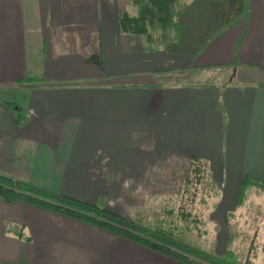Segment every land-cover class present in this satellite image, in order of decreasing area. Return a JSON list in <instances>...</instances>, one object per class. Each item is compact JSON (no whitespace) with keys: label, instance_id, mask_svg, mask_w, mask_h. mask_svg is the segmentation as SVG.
I'll return each mask as SVG.
<instances>
[{"label":"crops","instance_id":"crops-1","mask_svg":"<svg viewBox=\"0 0 264 264\" xmlns=\"http://www.w3.org/2000/svg\"><path fill=\"white\" fill-rule=\"evenodd\" d=\"M186 2L168 38L203 40L195 53L122 31L129 0H0V174L161 231L192 155L235 195L244 176L264 184V0L221 27L214 0ZM210 69L217 84L201 83ZM0 264L184 263L0 196Z\"/></svg>","mask_w":264,"mask_h":264},{"label":"trees","instance_id":"trees-1","mask_svg":"<svg viewBox=\"0 0 264 264\" xmlns=\"http://www.w3.org/2000/svg\"><path fill=\"white\" fill-rule=\"evenodd\" d=\"M129 1L136 8V13L131 15L126 10L118 13L122 31L145 34L147 49H164L174 53H195L197 51L199 43L203 40H169L168 38L174 34L172 33L174 27L179 25L176 21L175 12L177 6L182 3L187 5L186 0ZM195 1L208 2L211 0ZM212 6L211 20H216L218 27H221L244 11L246 0H214ZM193 42H198V44ZM17 115L20 121L24 120V117L20 116L19 113ZM204 164H206L205 160L200 156L192 155L189 158L183 180L182 196L190 192L192 197H195L196 186L201 185L203 187L202 183L206 178L210 179L209 171ZM249 185L264 189L263 183L244 176L241 192H244ZM0 196L6 201H27L51 209L54 213L64 214L103 227L115 235L136 241L184 264H252L249 250L241 263L233 259V253L229 250H225L222 255H217L201 248L189 247L184 237L177 238L179 231L188 232L187 223L189 221L197 222V218L191 209H186L183 205L178 209L177 218L185 221L184 228L180 227L176 221L169 219L167 230L161 231L145 226L139 218H126L118 215L106 209L102 203H89L54 193L33 183L19 181L2 174H0ZM239 197L241 198L242 195L240 194ZM165 212L171 216L174 210L168 208Z\"/></svg>","mask_w":264,"mask_h":264},{"label":"rangeland","instance_id":"rangeland-1","mask_svg":"<svg viewBox=\"0 0 264 264\" xmlns=\"http://www.w3.org/2000/svg\"><path fill=\"white\" fill-rule=\"evenodd\" d=\"M216 71L210 69L209 75H201V83L217 84ZM22 97V94L17 95V101H22ZM22 107L20 105L16 112L25 117ZM205 163L210 179L206 178L202 183L203 187L196 186L195 197H192L190 192L182 196V184L177 198L171 200L163 198L161 216L158 220L165 228L168 227L169 219L184 228L185 221L177 218L178 209L183 205L184 208L191 209L197 218V222L187 223L188 232L179 231L177 235V238L184 237L189 247L201 248L217 255L229 250L233 253V259L241 263L249 250L252 264H264V189L249 185L241 192L239 186L235 195V188L230 184L227 186V182L225 186L223 183L219 184L211 174L209 162L205 160ZM223 198L225 200L223 209L226 212L225 216L222 215L220 218L216 211H219L220 207H217L219 204L221 206ZM168 208L174 210L171 216L165 212ZM156 211L157 216L159 213L157 206ZM223 231L224 234L221 233Z\"/></svg>","mask_w":264,"mask_h":264}]
</instances>
